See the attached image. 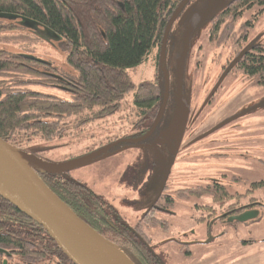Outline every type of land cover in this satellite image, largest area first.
<instances>
[{
    "label": "rangeland",
    "instance_id": "1",
    "mask_svg": "<svg viewBox=\"0 0 264 264\" xmlns=\"http://www.w3.org/2000/svg\"><path fill=\"white\" fill-rule=\"evenodd\" d=\"M225 4L226 0H189L187 8L171 27L170 36L175 38V45L167 49L166 67L176 63L175 55L182 63L179 69L181 84L174 91L177 108L168 106L163 116V121L174 119V127H179L178 131L161 138L168 144V150L161 141L151 145L155 139L162 137L156 134L151 139L156 138L147 141L146 145L136 147L122 144L123 140L132 139L137 131L133 125L135 117L128 110L131 94L123 99L124 107L109 117L71 128L65 134L48 140L35 137L25 146L28 153L43 161L60 164L98 150L107 141H118L98 158L68 173L73 178L81 179L90 188L104 191L107 201L114 204L128 222L145 209L150 195L160 184L168 162H172V165L166 182L173 196L174 189L198 183L197 177L201 172L233 169L242 180L236 179L230 184L225 182L227 188L231 191L234 187H239V190L249 188V191L244 192L260 200L263 205L260 214L250 223H241L230 237L219 238L222 245L217 246L214 241L191 244L189 249L192 254L189 258L179 260L172 255L164 260L167 264H264V85L252 75H244V71L234 65L226 72L218 88L214 90L212 87L236 51L252 43L264 47V11L257 13V6L245 9L234 20L232 36L210 40L208 32L211 18ZM4 22V19H0V23ZM0 49L51 59L61 71L68 68L62 51L23 26L0 28ZM155 63L153 52L141 64L129 68L127 71L132 81L138 83L151 78L156 71ZM171 77L168 79L174 85ZM61 85L68 86L63 82ZM23 87L63 99L70 98L68 89L54 84L25 83ZM210 95L213 97L207 101ZM241 112L244 113L238 115ZM216 126L206 137L192 141L189 149L183 146L177 148L182 136L191 134V137H198ZM176 136L180 140H174ZM239 138L246 140L245 145L236 149L233 156L211 154L219 149L193 154L191 148L200 142ZM212 144L208 142L207 146L214 147ZM191 151L189 155L185 154ZM260 181L263 182L253 184ZM198 201L208 203L211 199L209 196H192L186 201L188 204L185 209H174V214L169 218L173 233L190 227L202 233L203 225H194L188 219L189 214H198L192 209ZM175 202L181 200L175 197ZM119 207H122V211ZM155 235L156 239L163 236L160 232ZM248 238L254 241L246 246L244 241ZM158 246L162 250L174 248L168 242Z\"/></svg>",
    "mask_w": 264,
    "mask_h": 264
},
{
    "label": "trees",
    "instance_id": "2",
    "mask_svg": "<svg viewBox=\"0 0 264 264\" xmlns=\"http://www.w3.org/2000/svg\"><path fill=\"white\" fill-rule=\"evenodd\" d=\"M180 2L0 0V13L29 18L59 37L52 44L63 52L68 68L61 71L56 63L52 66L56 74L68 81L70 92V98L63 99L24 88L21 86L24 83L50 85L59 81L38 70L52 69L47 64L0 49V137L26 151L25 146L35 137L48 140L71 128L113 115L124 107L123 99L129 94V114L136 115L134 136L145 133L165 96L161 69L165 68L166 75H173L179 86L181 84L180 59L175 55L176 63L166 67L167 49L175 45V38L170 36L171 28L162 63L159 60L164 29ZM254 6L258 7L257 13L264 11V0H226L225 6L211 18L209 39L232 36L234 20ZM0 19L5 20L0 28L21 26L15 20ZM153 52L155 73L149 79L133 82L127 70L141 64ZM243 57L246 58L245 71L264 85V47L252 43ZM38 176L80 219L109 239L133 264H167L164 260L170 255H153L141 243L137 249L135 246L124 248L117 240L101 234L107 224L104 214L100 205L95 204L98 199L91 198L89 187L81 179L73 178L68 172L38 173ZM145 217L144 213L143 231L160 225V221ZM0 248L12 252L8 264H73L39 224L1 197ZM178 255L180 260L190 256L181 252ZM1 258L0 255V261Z\"/></svg>",
    "mask_w": 264,
    "mask_h": 264
},
{
    "label": "flooded vegetation",
    "instance_id": "3",
    "mask_svg": "<svg viewBox=\"0 0 264 264\" xmlns=\"http://www.w3.org/2000/svg\"><path fill=\"white\" fill-rule=\"evenodd\" d=\"M246 45L240 48L238 51H236L235 56L228 64V66L225 68L223 74L220 75L217 81H214V84H212L214 90H216L220 85L222 78L226 74L225 71L230 66L234 58L243 50L244 51L242 52V55L236 60V62L230 68H232L234 65H238L239 68H241L244 71V75L249 74L247 71H245L246 69L244 68L246 67L245 66L246 58H244L243 56L249 50V45L248 46ZM34 56L43 59L45 61H40L38 59H30V60L41 62L44 65L47 64V66L50 68L52 67V69L50 70H45V69H38V70L42 74L48 76L49 78L54 79L55 77L53 76L56 73L54 70V66H52V64H54L52 62L53 60L50 61L51 59H47L42 56H36V55ZM161 70L163 73V77L164 78L166 77L168 79V75H166L165 73V68H162ZM171 78L173 80L174 85L170 82L168 83V93L167 96L165 97V108L155 128L151 131V133L148 136L144 138L142 137L146 134L147 131L140 136L137 137L134 136L132 139L123 140L122 142L123 145L125 144L128 146H136V147L146 145L145 143H147V141H150L151 137L154 134H156L162 137L160 138L158 137L157 139H155V141L152 142L151 145L158 144L157 142L161 141L162 144H164V148L166 150L169 149L168 144L165 143L161 138H164L163 136L166 134L174 133L175 130L177 131L179 130V127L175 128L173 125L174 123L172 121H174V119L173 120L166 119L163 121V116L168 106L173 109L177 108V105L175 103L177 99L174 98L175 96L174 91H177V89L179 88V81H177V79L174 80V78L176 77L172 76ZM55 79H57L59 82H52L49 84L50 85L54 84L60 88L69 89L68 84H67L68 86H63L61 85V81L58 78ZM21 86H23V84ZM212 97L213 95H210L207 101H209ZM157 126L158 128H156ZM190 137L191 134L188 137L182 136L181 137L182 140L178 144L177 148L183 146L184 149L185 148L189 149L190 148L189 144H191L192 141L196 142L204 138V137L201 138L199 137L190 138ZM174 140H180V138L176 136ZM213 141H208V142L213 143L212 145L214 147L207 146L208 142H200L194 146H191L192 151H194L193 154L202 153L204 152V150L219 149L220 151H216V152L212 151L211 154L217 156H222V155L233 156L236 149H240L245 145L244 142L246 140L243 138H239L233 140L222 139V140H213ZM111 142L112 141L105 142L103 145L99 146L98 148L108 145ZM192 151L186 152L185 154L189 155L190 153H192ZM225 163L228 162L226 161ZM168 165H169V169L167 171L165 181L161 186V180L163 178L165 169ZM171 165L172 162H168L166 164L163 175L160 179V184L156 188V190H154L153 193L150 195V198L147 202V206L131 222L130 221L128 222L126 218L121 215L120 211L114 206V204L107 201L106 199L107 196L106 194H104L105 193L104 191H98L88 186L91 191V192L88 191L91 195V198L98 199L95 200V204L100 205L101 211L104 214L103 219L107 223L106 227L101 229L102 233L101 232L100 233L104 234L107 237H110L113 240H117L124 248H130L132 246H135V248L137 249L141 247L138 243H141L153 255H160V256L174 255L177 258H180V256L178 255V253L180 252L181 255L186 253L190 255L192 254L191 250L189 249V246L191 244H206V243H212L214 241L216 242L217 246L222 245L220 241H218L219 238H222L224 236L230 237L231 236L230 234L234 231V229L239 228V225L241 223H247L249 221H252L260 214L261 207L263 205L260 200H257L256 198L253 197H249V195H247L244 192L245 190L249 191V188H244L243 190H239L238 189L239 187H234L232 191L227 188L226 183L230 184L233 181H236V179L242 180L241 177L237 176L238 174L236 175V173H234L233 169H212L210 171L201 172L202 174L197 177V179L199 180L198 183L192 186L179 187L174 189L175 196H173L172 192L169 191L170 187L166 182L167 175L169 173ZM235 184H240V183L235 182ZM192 196L198 198L209 196L211 199V201L208 203L205 202L199 203L200 201H198V203L195 202L194 206H192V209H194L198 214L188 215V219L193 221L194 225H200V224L203 225L202 233H200V231H197L195 227H190L186 230L177 231L173 233L171 231V227H170L171 223L169 221V218L174 214L175 208L185 209L188 204L186 201H188ZM175 197L179 198L181 202L176 203ZM121 208L122 207H119L120 210ZM144 213L147 214V217L145 218H148L150 216L152 217V219L160 221V225L151 227L150 229H146L145 231H143L141 220ZM93 214L95 215L96 212L93 211ZM254 214H257V216L253 218H249V216H252ZM156 232H160V235L163 236L160 237L159 239H156V235H155ZM253 241H254L253 239L248 238L244 242L246 243L245 245L247 246L249 245V243ZM165 242L170 243L172 247L174 246V248L169 250L160 249L158 245H160V243H165ZM11 256L6 257L7 259L6 264L9 263L8 258H10ZM3 258L4 257L2 256L0 264L2 263Z\"/></svg>",
    "mask_w": 264,
    "mask_h": 264
},
{
    "label": "water",
    "instance_id": "4",
    "mask_svg": "<svg viewBox=\"0 0 264 264\" xmlns=\"http://www.w3.org/2000/svg\"><path fill=\"white\" fill-rule=\"evenodd\" d=\"M187 1L188 0H181L166 24L161 41L159 59L160 63H162L164 58L167 38L171 25ZM184 16L185 14L182 17ZM0 17L8 20H15L17 24L26 27L29 31L33 32L49 44H52L54 40L59 39V37L52 34L49 30L35 24L29 18L10 13H0ZM185 44H187V40L185 41ZM242 52H240L234 58L225 73L242 55ZM17 54L23 58L45 61L35 57L34 55L26 53ZM54 76L57 77L61 82L68 84V81L62 76L58 74H55ZM164 92L165 96L157 111V114L150 128L142 138L148 136L151 133L163 114L165 108V97L168 93V79L166 77L164 78ZM243 113L244 112H241L238 115H242ZM229 120H226L225 122ZM222 124H219L218 126ZM218 126L212 128L204 134L199 135L198 137L201 138L206 136ZM115 143L116 142L110 143L99 148L98 150L89 152L86 155L79 156L64 163L51 164L43 161L34 154L28 153L19 147L11 145L9 142L0 137V197L11 203L18 210L39 224L47 232L49 237L56 243L60 250L69 258L70 261H72L73 264L133 263L117 246L113 245L107 239L98 234L88 224L80 219L65 203H63L45 185V183L38 176V173H62L69 171L82 165L83 163L98 158ZM168 169L169 165L165 169L163 178L161 180V186L165 181ZM256 216L257 214H254L249 216V218ZM74 226L83 229L95 240L93 241L83 237L76 231ZM104 247L117 250L120 253V256H111L104 253L101 250ZM0 255L4 257L1 264H6V257L11 256L12 254L9 250L0 248ZM123 258L126 261L123 260Z\"/></svg>",
    "mask_w": 264,
    "mask_h": 264
},
{
    "label": "bare ground",
    "instance_id": "5",
    "mask_svg": "<svg viewBox=\"0 0 264 264\" xmlns=\"http://www.w3.org/2000/svg\"><path fill=\"white\" fill-rule=\"evenodd\" d=\"M75 227V229H76V231L79 233V234H81L83 237H85V238H87V239H89V240H95L93 237H91L90 235H89V233H87L86 231H84L83 229H81V228H79V227H77V226H74ZM104 253H106V254H108V255H111V256H120V253L117 251V250H115V249H113V248H109V247H104V248H102L101 249ZM123 260H125L124 258H123ZM126 261V260H125Z\"/></svg>",
    "mask_w": 264,
    "mask_h": 264
}]
</instances>
